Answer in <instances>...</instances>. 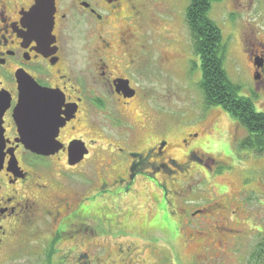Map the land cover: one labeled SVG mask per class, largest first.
<instances>
[{
    "label": "rangeland",
    "instance_id": "374dc122",
    "mask_svg": "<svg viewBox=\"0 0 264 264\" xmlns=\"http://www.w3.org/2000/svg\"><path fill=\"white\" fill-rule=\"evenodd\" d=\"M189 2L141 0L145 18L138 43L143 44V56L136 81L150 89L151 104L163 105L170 155L181 158L180 139L195 133L210 159L194 160L191 172L172 178L166 174L160 193L138 185L136 192L114 195L99 190L92 174L83 170L95 162L92 157L83 167L60 171L65 163L61 157L60 170L54 169L51 175L50 168L42 172V181L54 187L46 205L68 188L80 189V199L70 193L67 201L77 205L80 200L77 212L84 219L69 227L66 237L57 234L55 242L50 239L52 230L62 233L65 228L60 219L54 222L42 212L31 223H17L16 236L0 250V264H73L74 249L85 253L77 259L79 264H131L124 262L128 257L135 264H247L259 234H264V152L240 148L246 128L220 106H205L199 87L200 58L185 22ZM209 16L221 30L227 75L239 84L240 95L264 111V73L256 85L249 54L262 57L257 43L264 42V0H219L212 3ZM178 178L187 180L190 195L179 197L189 199L188 209L206 206L209 210L207 205H213L222 213L221 220L215 223L205 212L202 218L207 223L199 231L186 228L183 206L168 200L167 188L174 191ZM153 195L157 198L152 199ZM120 249L127 250L128 257Z\"/></svg>",
    "mask_w": 264,
    "mask_h": 264
},
{
    "label": "flooded vegetation",
    "instance_id": "af4514ba",
    "mask_svg": "<svg viewBox=\"0 0 264 264\" xmlns=\"http://www.w3.org/2000/svg\"><path fill=\"white\" fill-rule=\"evenodd\" d=\"M144 18L141 0H0V250L16 236L17 223H31L42 212L54 222H65L64 232H51L50 239L56 241L57 234L66 237L69 227L75 228L84 219L77 212L80 189L68 188L46 205L54 187L42 181V172L50 168L51 175L54 169L60 170L61 157L65 163L60 171L83 167L92 157L95 162L83 170L92 174L99 190L114 195L136 192L138 185L160 193L166 174L172 178L191 172L194 160L210 159L195 133L180 139L181 158L170 155L163 105L151 104L150 89L136 81L141 75L143 44L138 42ZM260 43L264 42L257 43L262 57L249 51L256 85L264 73V44ZM17 72L52 91L54 115L62 123L54 136L61 148L53 154L31 152L19 141ZM73 141L83 142L87 153L71 165L68 145ZM186 181L178 178L174 191L166 187L171 195L168 200L184 208V226L199 231L207 223L202 218L205 212L215 223L220 221L222 213L216 206L187 208ZM70 193L77 194V205L68 203ZM74 251L73 264H79L77 259L85 253ZM125 261L135 264L129 257Z\"/></svg>",
    "mask_w": 264,
    "mask_h": 264
},
{
    "label": "trees",
    "instance_id": "16d2710c",
    "mask_svg": "<svg viewBox=\"0 0 264 264\" xmlns=\"http://www.w3.org/2000/svg\"><path fill=\"white\" fill-rule=\"evenodd\" d=\"M216 1L219 0H190L185 10L192 48L200 58L199 87L203 102L206 107L220 106L246 128L247 134L238 143L240 148L263 153L264 111L256 110L251 98L239 94V84L233 82L224 69L225 45L221 30L209 16L212 3ZM259 235L247 264H264V234Z\"/></svg>",
    "mask_w": 264,
    "mask_h": 264
},
{
    "label": "water",
    "instance_id": "95a60500",
    "mask_svg": "<svg viewBox=\"0 0 264 264\" xmlns=\"http://www.w3.org/2000/svg\"><path fill=\"white\" fill-rule=\"evenodd\" d=\"M257 65L260 63L255 62ZM19 100L16 105V124L19 141L31 152L49 155L61 145L54 139L60 123L55 117L56 103L50 101L52 91L36 86L27 74L17 72ZM36 98V100H34ZM87 149L83 142L73 141L68 145V163L79 162Z\"/></svg>",
    "mask_w": 264,
    "mask_h": 264
}]
</instances>
